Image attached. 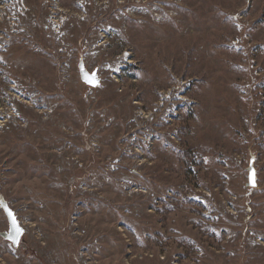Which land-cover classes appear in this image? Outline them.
Segmentation results:
<instances>
[{"label": "rangeland", "instance_id": "rangeland-1", "mask_svg": "<svg viewBox=\"0 0 264 264\" xmlns=\"http://www.w3.org/2000/svg\"><path fill=\"white\" fill-rule=\"evenodd\" d=\"M1 201L0 264H264V0H0Z\"/></svg>", "mask_w": 264, "mask_h": 264}, {"label": "water", "instance_id": "water-1", "mask_svg": "<svg viewBox=\"0 0 264 264\" xmlns=\"http://www.w3.org/2000/svg\"><path fill=\"white\" fill-rule=\"evenodd\" d=\"M79 73H80L81 80L86 85L91 86V87H97L100 85L101 79L99 77L98 70H95L93 72H89L88 70L85 69L84 65L81 64L79 66ZM86 73L89 75V77H91L92 74H95V78L98 80V84L89 83L85 78ZM248 171H249V176H248L247 186L250 188H255V187H257L258 184H257L256 170L254 168V160H251ZM0 206H1L2 210L4 211L6 217H7L8 225H9L8 231L7 232H1L0 236L3 237L5 240L11 242L15 247H17L21 241L23 234H24V229L20 225V222H19L14 210L5 201H1ZM9 212H11L15 216V219H16V222L19 226V229L22 230L19 233L13 227L12 216L9 215Z\"/></svg>", "mask_w": 264, "mask_h": 264}, {"label": "snow or ice", "instance_id": "snow-or-ice-1", "mask_svg": "<svg viewBox=\"0 0 264 264\" xmlns=\"http://www.w3.org/2000/svg\"><path fill=\"white\" fill-rule=\"evenodd\" d=\"M85 78L89 83H93V84H98V80L95 78V74H92L91 77H89V75L86 73L85 74ZM9 215L12 216V222H13V227L14 229L19 233L20 231H22L21 229H19V226L16 222L15 216L9 212Z\"/></svg>", "mask_w": 264, "mask_h": 264}]
</instances>
